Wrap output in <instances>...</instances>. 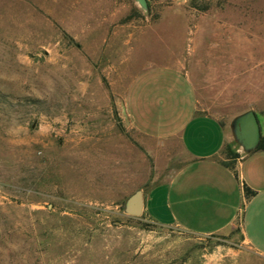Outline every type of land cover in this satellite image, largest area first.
<instances>
[{"label": "rangeland", "instance_id": "rangeland-1", "mask_svg": "<svg viewBox=\"0 0 264 264\" xmlns=\"http://www.w3.org/2000/svg\"><path fill=\"white\" fill-rule=\"evenodd\" d=\"M242 61H261L264 101V0H0V264H264L238 223L193 234L123 212L177 151L129 126V79L165 65L220 90Z\"/></svg>", "mask_w": 264, "mask_h": 264}, {"label": "crops", "instance_id": "crops-1", "mask_svg": "<svg viewBox=\"0 0 264 264\" xmlns=\"http://www.w3.org/2000/svg\"><path fill=\"white\" fill-rule=\"evenodd\" d=\"M220 53L212 50L208 55H231ZM239 63L232 71L230 65L226 68L220 90L210 83L209 73L204 84L175 67H144L125 85L122 109L138 134L161 146L177 147L169 150L176 165L168 178L140 189L141 213L158 225L193 234H212L238 223L243 240L264 255V149L244 151L230 127L236 115L251 110L260 114L261 122L256 121L259 137L264 136V109L253 108L264 104L256 70L261 61L250 67L248 76L245 61ZM247 79L248 88L241 86L240 80ZM230 103L243 107L227 119L213 109Z\"/></svg>", "mask_w": 264, "mask_h": 264}, {"label": "water", "instance_id": "water-1", "mask_svg": "<svg viewBox=\"0 0 264 264\" xmlns=\"http://www.w3.org/2000/svg\"><path fill=\"white\" fill-rule=\"evenodd\" d=\"M141 2V1H140ZM235 141L244 151H251L255 147L259 130L254 113L246 110L236 115L230 122ZM141 192L133 191L124 201L123 212L126 215L137 216L141 213Z\"/></svg>", "mask_w": 264, "mask_h": 264}, {"label": "trees", "instance_id": "trees-1", "mask_svg": "<svg viewBox=\"0 0 264 264\" xmlns=\"http://www.w3.org/2000/svg\"><path fill=\"white\" fill-rule=\"evenodd\" d=\"M264 149V136H260L253 150ZM232 155V154H229ZM245 194L248 195V190L245 189Z\"/></svg>", "mask_w": 264, "mask_h": 264}]
</instances>
